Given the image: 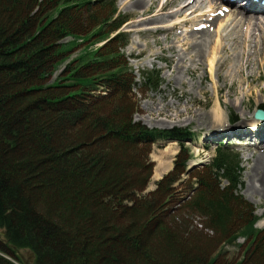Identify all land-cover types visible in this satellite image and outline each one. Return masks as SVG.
Masks as SVG:
<instances>
[{
  "label": "trees",
  "instance_id": "1",
  "mask_svg": "<svg viewBox=\"0 0 264 264\" xmlns=\"http://www.w3.org/2000/svg\"><path fill=\"white\" fill-rule=\"evenodd\" d=\"M128 19L116 0H0V264H216L177 221L184 208L229 243H250L241 264H264V229L240 195L233 149L216 147L209 173L194 177V196L176 207L191 158L188 134L135 120L134 89L158 87L161 78L150 70L137 81L120 56ZM88 22L94 29L81 31ZM67 37L74 40L64 43ZM164 137L181 139V151L146 192L149 154Z\"/></svg>",
  "mask_w": 264,
  "mask_h": 264
},
{
  "label": "rangeland",
  "instance_id": "2",
  "mask_svg": "<svg viewBox=\"0 0 264 264\" xmlns=\"http://www.w3.org/2000/svg\"><path fill=\"white\" fill-rule=\"evenodd\" d=\"M146 1L149 2V0ZM158 1L160 3L164 0ZM116 3L119 11L129 18L122 28L128 34L129 44L121 51L122 55L120 56L130 62L129 65L133 69V74L137 76V80L140 79L142 72L150 70L159 71L161 78L158 87L135 88L134 93L136 94V104L138 105L135 120L148 128L161 130L179 129L184 130L188 134L184 142L189 149L188 155L191 157L188 162L189 173L185 174V181L178 185L174 195H185L189 192L188 190L193 182H195L194 177L200 173L202 175L209 173L206 165L210 163L215 155V149L219 143L224 144V146H230L239 153L241 159L242 184L240 186V194L253 206L255 214L260 218L256 224L257 228L264 229V201L259 197L251 196L247 192V188L251 184L252 171H254L253 165L258 156L255 152H252V147L250 148V146L261 145L262 141H264V121L257 120L254 116L258 109H264V57L261 58L259 55L256 56L257 58L253 57L254 59H252V64L249 68L250 74H252L250 81L242 80L248 76L249 71L246 70L243 76H240V74L236 73V70H233L234 66L232 65L230 70L225 69L221 73L225 81L217 82V63L225 57L222 46L229 43V41L222 38L229 33L232 27L231 24L233 25L234 23L235 15H233V11L238 9L234 6V9H231L226 16H220V22L223 26L217 31L218 27L214 25L209 27V23L206 24V19L211 11L216 14L221 4L212 3V5L202 2L197 7L186 8L168 22L139 23L138 17L133 13L134 9L127 7L129 0H116ZM137 10L139 12L142 11L140 8ZM168 10L172 12L174 7H170ZM92 11L100 17H106L105 15L107 14V9L96 8ZM248 13L254 12L248 11ZM262 16H264L263 13ZM183 21L187 23L185 24ZM203 22L207 25L204 30H209L215 36V43L210 48L209 58L202 65H199L200 67L194 68L196 64L191 61V54L186 49L185 41L189 39L188 31L193 28L196 29ZM83 25L85 27L81 26V31L91 32L94 29L93 24L89 22L83 23ZM173 25L177 26L172 28ZM158 28H164L166 31H159V33L155 34ZM249 29L250 26L244 24L242 32L247 33ZM166 32H170L173 35L166 39ZM259 32L256 31L257 38L255 37V40H251L254 45L258 43L257 48L253 50L254 52H258L263 48ZM218 39L220 43H223L222 46L217 44ZM69 40L72 39L67 38L63 42L65 43ZM156 40L158 42H155ZM107 41L96 43V46L100 47ZM246 42L249 43L248 41ZM231 43L232 45L230 46H233L231 54L238 55L241 52L243 54L245 50L242 47L244 46L247 47L246 52L250 54L248 47L251 46L249 44L246 46V44L242 43V40H237L236 38ZM171 45L176 47V57H184L180 64V70L185 69L186 66L192 67L187 74L177 72L167 62L170 56L174 55L168 49ZM214 46H216L215 49H213ZM161 47L165 49L162 50ZM84 48V45L80 49L74 48L69 59L59 65L58 70L48 83L54 82L65 69L67 63ZM161 57H165L166 60ZM241 61L243 60L239 58L238 62ZM218 84H226L225 95L221 96V98L217 94L216 88ZM233 91H235V94L229 95V92ZM215 110L219 112L220 119L212 120L211 117L213 116L211 114H214ZM254 120H257V122H253ZM180 150L181 139L176 137L159 140L153 146L149 157L152 164H154V172L146 192L155 189V183L173 168L175 157ZM160 162H164L166 165L161 169L162 174L156 176V170ZM224 184L226 182L223 181L222 185ZM190 200L191 198L188 201ZM179 218L177 220L179 224L183 220L188 231L200 238L199 246L205 251V254L210 259L218 257L216 264H241L245 258L251 257L252 253L247 250L250 243H246L244 238H239L236 244L229 243V238L223 237L209 228H203L201 224L205 218L194 214L188 208H184L181 211ZM0 241L5 243L1 229ZM241 244L244 245L239 246ZM19 253L24 257L33 259L32 253L28 250H21Z\"/></svg>",
  "mask_w": 264,
  "mask_h": 264
},
{
  "label": "bare ground",
  "instance_id": "3",
  "mask_svg": "<svg viewBox=\"0 0 264 264\" xmlns=\"http://www.w3.org/2000/svg\"><path fill=\"white\" fill-rule=\"evenodd\" d=\"M204 3H214L219 4L222 3L223 0H164L163 2H160L158 0H149L147 2L146 0H129V5L127 7L129 9H134L133 13L138 17L139 23L144 22H155V23H162V22H168L170 19L176 17L179 13H182L186 8H194ZM243 3H246L248 5H245ZM170 7H174V11L170 12L168 9ZM140 8L142 11H138L137 9ZM220 9V7H219ZM264 10V7H260L257 5L254 0H244L240 4V9L234 10L233 15L234 16V23L231 24V28L229 30V33H227L225 36H223V40L229 41V43H226L222 46L223 43H220L219 39L217 40V44L221 45L222 50L225 53V57L220 60L217 63L218 68V74H217V82L218 81H225L221 75L222 71L227 69L230 70L232 65L233 70H236V73L240 76H243L245 71H249L248 76L243 81H250L252 78V74L250 71V67L252 64L253 57L259 55L261 58L264 57V16H261L258 13H255L256 10ZM248 11H253L254 13H248ZM220 18L217 16L213 20H211L212 25L218 27L217 31L220 30L223 26L220 22ZM186 21H183V23ZM219 24V25H218ZM244 24H247L250 26V29L247 33L242 32V27ZM177 25H173L172 28H175ZM161 32H165L166 30L164 28H158L155 31V34ZM256 31H260L259 37H261L263 48L258 51L254 52L253 50L257 48L258 43H255V45L251 42V40H255L256 37ZM147 33H151L150 31H146ZM173 34L170 32H166L165 36L166 39H169ZM188 40L185 41V45L187 46V51L191 54V61L192 63H195L196 65L194 68L200 67L199 65H202L204 61H206L207 58H209V51L213 43H215V36L209 31V30H194L188 31ZM242 40L243 44H249L251 47H248L250 54L247 53V47H242L245 51L239 53L238 55L231 54L233 51L232 41L234 39ZM257 38V37H256ZM248 41L249 43H247ZM155 42H158L156 40ZM235 43V42H234ZM216 46H214L213 49H215ZM162 50L165 48L161 47ZM168 49L174 54L170 56L169 61H167L171 67H173L177 72L179 73H185L192 68V67H185V69H181V62L184 60V57H176L177 50L174 45H171L168 47ZM162 59H165V57H161ZM241 58L243 61L238 62V59ZM257 58V57H256ZM168 59V58H167ZM193 72V71H192ZM216 75V74H215ZM183 77V76H182ZM227 78V76H225ZM204 78V77H203ZM183 80V78H182ZM206 80V79H204ZM203 81V79H202ZM235 83V82H234ZM219 85V84H218ZM217 85V94L218 97L221 98L225 95V86L226 84H220ZM236 89V88H234ZM264 90V88H263ZM235 94V91L229 92V95ZM211 119L217 120L220 119L219 112H214V114H211ZM253 122H257V120H254ZM264 140V137H263ZM252 147V148H251ZM252 149V152H255L258 154V156L255 159L253 168L254 171H252L253 175L251 176V184L247 188V192L253 197H259L262 201H264V141H262L261 145L258 146H250ZM254 153V154H255ZM166 163L160 162L158 169L156 170V176H160L162 174L161 169L165 167ZM252 168V169H253ZM247 194V193H246Z\"/></svg>",
  "mask_w": 264,
  "mask_h": 264
},
{
  "label": "water",
  "instance_id": "4",
  "mask_svg": "<svg viewBox=\"0 0 264 264\" xmlns=\"http://www.w3.org/2000/svg\"><path fill=\"white\" fill-rule=\"evenodd\" d=\"M256 117L257 118H260V119H264V112L259 110L257 113H256Z\"/></svg>",
  "mask_w": 264,
  "mask_h": 264
}]
</instances>
